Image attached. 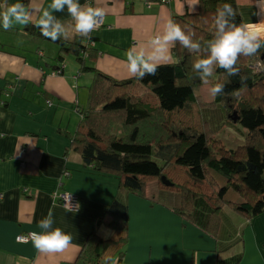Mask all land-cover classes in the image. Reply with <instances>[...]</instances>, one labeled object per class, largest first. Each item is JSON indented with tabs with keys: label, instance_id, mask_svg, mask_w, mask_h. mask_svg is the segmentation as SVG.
<instances>
[{
	"label": "crops",
	"instance_id": "crops-1",
	"mask_svg": "<svg viewBox=\"0 0 264 264\" xmlns=\"http://www.w3.org/2000/svg\"><path fill=\"white\" fill-rule=\"evenodd\" d=\"M257 1L237 0L246 24L259 19ZM17 2L29 10L39 7L41 12L51 4V0H7L9 5ZM79 2L83 5L86 0ZM87 2L105 10L104 27L91 33L92 46L100 52L94 65L120 79L133 78L126 68L129 48L146 45L163 32L168 19L195 15L201 9L199 0L194 11L190 10L194 0H173L169 5L156 0ZM54 15L64 22L70 20L66 9ZM29 25L33 24H14L12 31L0 32L23 38L14 46H9L11 41L0 43V264H75L90 234L111 238L113 232L107 226L111 217L106 212L116 199L128 207L129 242L121 259L117 256L112 264H217L238 256L239 264H264V214L248 220L223 208L217 232H207L195 222H208L211 209L199 211L192 222L176 212L179 195L164 190L157 181L148 184L141 198L121 190L117 176L84 165L70 148L89 105L94 72L84 74L74 61L69 65L71 56L63 62V73L54 76L61 66L56 61L59 52L52 43L26 34ZM76 39L90 40L75 37L66 42ZM173 49L167 64L174 62ZM206 94L207 104L215 101L208 90ZM57 191L76 195L79 210L69 212L58 205L53 199ZM230 195L232 201H241L238 195ZM50 210L53 228L70 234L74 247L59 254H41L32 242L18 243L21 235L43 231L38 221ZM260 218L263 226L257 225Z\"/></svg>",
	"mask_w": 264,
	"mask_h": 264
},
{
	"label": "trees",
	"instance_id": "trees-1",
	"mask_svg": "<svg viewBox=\"0 0 264 264\" xmlns=\"http://www.w3.org/2000/svg\"><path fill=\"white\" fill-rule=\"evenodd\" d=\"M199 1L197 14L174 21L186 32H194V39L202 44L213 38V17L225 3L236 11L234 22L246 24L245 11L237 0ZM25 32L34 39L51 41L34 25ZM53 43L60 48L56 61L63 63L69 55L81 72H94L89 105L70 148L87 168L117 176L121 190L141 198L146 196L148 184L157 181L164 190L179 195L176 212L192 222L199 211L211 209L208 222H195L207 232H217L223 208L248 220L264 214V48L255 56L239 58L238 75L229 77L217 68L210 84L204 85L192 71V64L201 57L178 43L173 49L174 62L161 65L156 75L142 80L115 78L99 70L94 62L100 52L92 46V38ZM64 70L58 67L55 73ZM215 83L225 85V94L205 104L198 91ZM239 89L238 97L231 95ZM215 105L222 109L217 123L202 113ZM226 119L245 129L238 144L229 142L227 133L223 139L219 137ZM116 128L120 134L115 133ZM163 176L172 186L163 185ZM230 193L241 201H232ZM106 214L111 217L107 224L113 232L111 238L90 234L75 264H112L117 256L121 259L129 242L128 207L116 199ZM240 259L217 264H239Z\"/></svg>",
	"mask_w": 264,
	"mask_h": 264
},
{
	"label": "clouds",
	"instance_id": "clouds-1",
	"mask_svg": "<svg viewBox=\"0 0 264 264\" xmlns=\"http://www.w3.org/2000/svg\"><path fill=\"white\" fill-rule=\"evenodd\" d=\"M190 9L194 11L195 3ZM70 20L64 22L54 13L64 12ZM39 16L34 18L35 13ZM105 10L102 7H93L90 3L81 4L79 0H51L47 9L40 11L39 7L31 10L23 3L9 5L7 0L0 3V27L5 31L10 30L14 24L28 25L32 23L39 29L40 35L56 42L58 40L69 41L75 37L91 39V33L101 26ZM236 11L231 4L225 3L218 9L213 17L215 31L213 38L206 43L194 39L195 33L187 32L172 19H168L163 27V32L151 37L146 45H134L126 52V68L130 77L144 79L149 75H156L161 64L171 62V49L178 43L189 53H196L198 58L192 64V71L196 73L202 84L209 85V78L214 75L217 68L223 69L227 76H236L239 69L236 67L241 56H255L261 48H264V36L260 32L253 31L255 25L239 24L234 20ZM243 84V81H242ZM225 85L215 83L208 88L212 98L224 95ZM242 89L235 90L232 96L238 97ZM66 211H72V205H65ZM78 210V209H77ZM55 221L52 211L38 221V227L42 232L32 231L27 236L18 237L27 242L31 240L35 249L41 254L63 253L72 244V236L66 234L59 227L53 228Z\"/></svg>",
	"mask_w": 264,
	"mask_h": 264
},
{
	"label": "rangeland",
	"instance_id": "rangeland-1",
	"mask_svg": "<svg viewBox=\"0 0 264 264\" xmlns=\"http://www.w3.org/2000/svg\"><path fill=\"white\" fill-rule=\"evenodd\" d=\"M261 1V0H260ZM162 4V3H161ZM165 5H169V4H165ZM258 9V8H257ZM260 14V13H259ZM261 19H260V15H259V19H258V21L255 23V24H252V25H255V28L258 26V24L259 25H261ZM261 27L264 29V23H263V25H261ZM261 27H257V28H261ZM8 31H12V29H10V30H8ZM258 32L259 31H263V30H261V29H259V30H257ZM262 34V33H261ZM262 36H264V34H262ZM21 39H23L22 37H20V36H16V35H13L12 33H9V32H3V33H0V43H2L3 41L2 40H6L7 42L8 41H11L10 42V44H9V46H14L13 44H14V42H16V41H19V40H21ZM44 40V39H43ZM45 41H47V42H50V43H52L53 44V47L55 48V51H56V54H57V52H59V46L57 45V44H55V43H53V42H51V41H48V40H45ZM66 57H71V56H69V55H67ZM68 61H70L69 63V65H73L72 63H73V61L75 62V63H77V61H76V59L75 58H73V57H71V59H69ZM90 65H91V63H89ZM64 65H66L65 63H61V68L64 66ZM64 68V67H63ZM93 74V72H91V71H88V72H84V74ZM205 87V86H204ZM207 90H208V88H205L204 90H202V88L198 91V96L201 98V101H204L205 102V104L207 103L206 101H208V96H207V94H206V92H207ZM221 112H222V109L220 108V106H218V105H215L214 107H210V109H206V110H203L202 111V113H203V116H205V117H207V118H209V119H212V120H215L216 121V123H217V121H220L221 119H222V114H221ZM226 121V127L223 129L222 127H220L219 129H220V134H219V136H220V138H222L223 139V137L225 136L224 134H226L227 133V136L229 137H227V136H225V138L227 137L228 138V140H230L231 142H233L234 144H238V142H239V140H242L241 139V137H242V132H244L245 131V129L241 126V125H239V124H235V123H230L229 121H228V119H226L225 120ZM228 121V122H227ZM218 127V126H217ZM115 133H117V134H120L121 133V131H120V129H118V128H116L115 129ZM227 144V143H226ZM228 146H231L232 147V145H228ZM237 146V145H236ZM59 192H61V191H59ZM242 217V216H241ZM257 225L258 226H263V218H260V222H257ZM244 228V227H243ZM242 229V228H241Z\"/></svg>",
	"mask_w": 264,
	"mask_h": 264
},
{
	"label": "built area",
	"instance_id": "built-area-1",
	"mask_svg": "<svg viewBox=\"0 0 264 264\" xmlns=\"http://www.w3.org/2000/svg\"><path fill=\"white\" fill-rule=\"evenodd\" d=\"M173 0H156L157 3H162V4H170ZM104 27V19L102 18V21H101V26L98 30H100L101 28ZM96 30V31H98ZM94 31V32H96ZM59 74H61V72H56L54 73V76H58ZM0 198H3L2 195H0ZM53 199L54 201L62 206L63 208H65V205H72L73 206V210L71 212H77L80 208V200L79 198L76 196V195H73V194H70L69 192H65V191H57L53 194ZM78 209V210H77ZM28 234H25V235H21L19 237H24V236H27ZM17 242L18 243H29L31 242V240L29 239L27 242L23 241V240H19L18 237H17Z\"/></svg>",
	"mask_w": 264,
	"mask_h": 264
},
{
	"label": "bare ground",
	"instance_id": "bare-ground-1",
	"mask_svg": "<svg viewBox=\"0 0 264 264\" xmlns=\"http://www.w3.org/2000/svg\"><path fill=\"white\" fill-rule=\"evenodd\" d=\"M255 4L257 5L258 9H259V13H260V19H261V25H263L264 23V0L262 1H257L255 2ZM261 25L258 24L257 27H261ZM253 28V31H257L259 29L263 30V31H259L260 33L264 34V29L261 27V28ZM258 32V31H257ZM60 75V74H59Z\"/></svg>",
	"mask_w": 264,
	"mask_h": 264
},
{
	"label": "water",
	"instance_id": "water-1",
	"mask_svg": "<svg viewBox=\"0 0 264 264\" xmlns=\"http://www.w3.org/2000/svg\"><path fill=\"white\" fill-rule=\"evenodd\" d=\"M232 119H233L234 122H236L237 121V115L234 114V117ZM161 181H162L163 185H165L167 187L172 186V183L165 176H163L161 178Z\"/></svg>",
	"mask_w": 264,
	"mask_h": 264
}]
</instances>
